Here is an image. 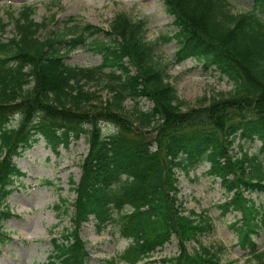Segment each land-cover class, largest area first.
Instances as JSON below:
<instances>
[{"label": "trees", "instance_id": "1", "mask_svg": "<svg viewBox=\"0 0 264 264\" xmlns=\"http://www.w3.org/2000/svg\"><path fill=\"white\" fill-rule=\"evenodd\" d=\"M163 1L173 18L171 40L179 44L175 64L195 60L227 78L229 97L185 110L156 45L147 41L145 22L125 14L115 17L109 31L90 24L79 31L72 22L71 38L65 32L45 40L39 33L46 24L33 19L35 6L11 17L15 35L0 42V243L13 218L7 202L25 175L15 158L40 140L58 153L85 138L81 179L71 182L76 199L65 209L73 210L71 226L51 240L41 264H90L81 229L92 220L98 233L113 227L131 241L111 264H154L153 256L174 240L178 254L161 263L228 264L224 246L203 242L216 230L213 218L188 211L180 197L179 171L187 174L204 163L229 198L218 206L221 214L242 215L229 226L239 247L263 261L256 238L264 231V210L245 192L264 193V0H250L243 13L233 12L230 0ZM8 27L0 19V34ZM100 34L109 42L87 43ZM84 46L102 56L100 66L85 70L65 63ZM95 79L106 80L111 95L99 105L87 84ZM142 101L151 104L147 111L140 109ZM103 124L115 131L104 132ZM237 141L261 147L256 155L237 157Z\"/></svg>", "mask_w": 264, "mask_h": 264}, {"label": "rangeland", "instance_id": "2", "mask_svg": "<svg viewBox=\"0 0 264 264\" xmlns=\"http://www.w3.org/2000/svg\"><path fill=\"white\" fill-rule=\"evenodd\" d=\"M229 2L235 13H243L252 7L250 0ZM28 5L37 8L33 16L34 21L46 24L39 33L42 40L65 32H69L67 35L71 38L75 32L73 30L72 33V22L78 26L79 31L87 24L109 31L112 21L120 14L127 15L135 22L144 21L147 41L156 45V55L166 66L171 78L170 83L176 88L179 98L187 104L185 110L207 107L214 101L229 97L232 91L227 78H222L213 71H204L202 64L195 60L175 64L179 44L171 40L175 33L173 18L166 12L163 0H0V19L9 24L6 31L0 34V42L7 43L14 37L11 17ZM262 18L264 19V15ZM95 40L109 42L104 34H100L88 39L87 43H93ZM65 63L85 70L92 69L102 64V56L84 46L70 54ZM87 84L88 89L97 93L100 101L98 105L111 98L106 80L95 79ZM132 106V103L127 101L126 111L131 112ZM139 107L147 111L151 104L142 101ZM103 128L106 133L115 131L112 125L103 124ZM260 147L258 141H237L232 147V152L237 157L245 153L253 156ZM88 150L85 138L68 149H60L58 153H53L47 144L40 140L15 158L16 166L25 175L16 180L15 193L7 202L13 218L5 223L2 230L7 239L5 243H0V264H41L47 261L52 250L51 240L60 238L71 226L73 210L65 212L76 199L71 182L80 181L83 161ZM259 159L263 163V169L260 171L263 173L264 156L260 155ZM209 168L210 166L204 163L192 168L187 174L182 171L178 173L180 197L184 208L197 213L208 212L216 225L214 234L203 239L204 244L224 246L223 260L228 264H264V259L258 261L247 257V252L239 247L238 239L229 226L241 219L242 215L237 212L226 216L221 214L218 206L226 203L229 198L220 183L207 175ZM245 197L264 210V193L245 192ZM57 205H60V209H56ZM81 237L87 243L90 264H111L109 261L117 258L131 243L130 240L122 238L113 227L98 233L93 220L83 225ZM256 241L260 252H264V231ZM195 246L191 244L189 249L192 250ZM177 254L178 245L174 240L151 260L154 264H163L161 260Z\"/></svg>", "mask_w": 264, "mask_h": 264}]
</instances>
